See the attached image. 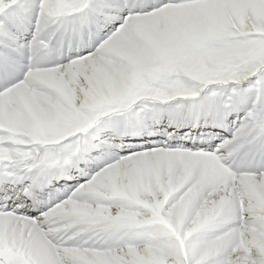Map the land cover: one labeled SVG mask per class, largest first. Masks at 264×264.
Segmentation results:
<instances>
[{"label": "snow or ice", "instance_id": "snow-or-ice-1", "mask_svg": "<svg viewBox=\"0 0 264 264\" xmlns=\"http://www.w3.org/2000/svg\"><path fill=\"white\" fill-rule=\"evenodd\" d=\"M0 264H264V0H0Z\"/></svg>", "mask_w": 264, "mask_h": 264}]
</instances>
